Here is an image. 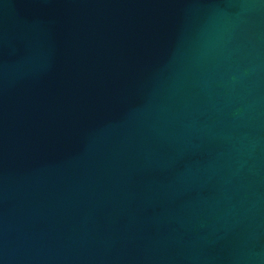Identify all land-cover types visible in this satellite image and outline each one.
Instances as JSON below:
<instances>
[{
    "label": "water",
    "instance_id": "95a60500",
    "mask_svg": "<svg viewBox=\"0 0 264 264\" xmlns=\"http://www.w3.org/2000/svg\"><path fill=\"white\" fill-rule=\"evenodd\" d=\"M0 264H264V0H0Z\"/></svg>",
    "mask_w": 264,
    "mask_h": 264
}]
</instances>
